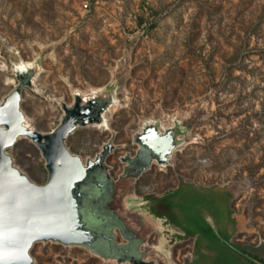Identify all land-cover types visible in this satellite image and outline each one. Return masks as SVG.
<instances>
[{
    "label": "rangeland",
    "instance_id": "374dc122",
    "mask_svg": "<svg viewBox=\"0 0 264 264\" xmlns=\"http://www.w3.org/2000/svg\"><path fill=\"white\" fill-rule=\"evenodd\" d=\"M84 2L0 0V106L19 93L24 124L49 136L69 109L97 101L101 119L78 126L66 147L86 166L111 147L99 179L104 189H125L124 220L114 228L117 243L129 246L120 254L133 251L131 217L162 195L155 210L178 230L150 238L134 260L38 242L32 264H234L242 252L264 261V0H94L88 11ZM21 64L30 71L19 72ZM148 127L173 130L174 151L166 165L127 182L124 159L136 156ZM7 152L30 181L48 183L32 139ZM188 183L232 193L237 247L225 246L231 235L215 227L209 199ZM103 191L96 216L107 211ZM223 221L230 230L228 207Z\"/></svg>",
    "mask_w": 264,
    "mask_h": 264
},
{
    "label": "water",
    "instance_id": "95a60500",
    "mask_svg": "<svg viewBox=\"0 0 264 264\" xmlns=\"http://www.w3.org/2000/svg\"><path fill=\"white\" fill-rule=\"evenodd\" d=\"M77 99L80 102L79 96ZM98 106L97 101L86 106L78 103L68 110L62 126L49 136L24 124L19 93L0 106V264H32L30 251L43 241L84 246L103 257H118L121 248L116 247L114 236L100 227L93 212L98 196H103L99 176L108 169L105 160L111 147L87 166L66 147L68 137L78 126L101 119L106 109ZM176 136L173 130L162 133L148 127L137 139V158L125 163L140 167L137 177L155 163L166 165ZM21 137L32 139L44 153L50 175L45 186L36 185L13 166L7 150Z\"/></svg>",
    "mask_w": 264,
    "mask_h": 264
},
{
    "label": "crops",
    "instance_id": "0c3cea01",
    "mask_svg": "<svg viewBox=\"0 0 264 264\" xmlns=\"http://www.w3.org/2000/svg\"><path fill=\"white\" fill-rule=\"evenodd\" d=\"M146 173H144L142 176H144ZM142 176L137 177V175H135V176H131L130 175V176L126 177L125 179L127 180V182H133V181H137L138 178H141ZM185 183H187V182H185ZM188 185L191 186V190H194L195 194H202V195L204 194L203 195L204 198L205 199H209L210 204L212 206V209L214 208L213 211H215V213H216V224L214 223L215 227L217 229L220 227L219 229H222V231H224L225 233L231 235V237L228 239L229 245H227L224 242L225 246L229 247V248L230 247H237L234 244V242L232 241L233 237H234L233 236V232H234V225H235V217H234V214H233V211H232V208H231L232 203H233V195H232V193L230 191L224 189V188H219V187H203V186L195 185V184H192V183H188ZM177 189H178V187L175 190H177ZM104 190H105V194L108 196V197L106 196V198H105L104 206H106L108 213L110 211L114 215L110 218V217L107 216V211L104 210V214L106 216L105 215H97L96 217H97L99 223H100V221H103L105 223V225L109 223V225L112 224L115 227V223L119 222L120 220L121 221L124 220L123 215H122L123 211H121L122 207L124 205H121L123 203L120 204L119 200H120V197L124 195V190L125 189H120V188L116 189L115 187H112L111 185L110 186L107 185V186H105ZM175 190H173L170 193L176 192ZM202 190H205V191L202 192ZM213 190H214V192H212ZM120 191H121V193H119ZM167 195H162V197L159 198L160 200L157 199V198L152 200L151 203L149 204V207H148L149 211L148 212L142 213V214L140 213V215L136 214V215H133L131 217V232H130V236H129V238L131 240V243H130L131 245L130 246L133 247V249H132L133 251H132L131 255H128L129 254L128 252L120 254L122 252V250H123V247H128L129 245L117 243L116 232H115L116 228H114V232L111 233V231L110 232L108 231L110 229V227L105 226V225L102 226V225H100L98 223L100 225V227H105L104 229L106 230V232L109 235H113L114 236V241H115L116 247H122L120 253L118 254L119 258H122L121 256L126 255V256H130L134 260L135 255H137V257H139L140 248L145 247L146 244L149 243L150 238L154 237L156 234L158 235L159 233L165 232L166 229H170V230H174V231L178 230L174 226L171 225V223L168 221V219L165 216H161L160 214H157L158 211L155 210V206L157 205L156 202H158V200L159 201L163 200V198L165 196H167ZM102 197H100V198L102 199ZM138 204L141 205V206H145L146 205V203H144V201H140V203L137 202L136 205H138ZM95 207H96V205L94 206V208ZM225 207L226 208L228 207V210L230 211L231 216H232V226H231L230 230L226 229V226H225L224 221H223V213L225 211ZM118 208H120V209L118 210ZM207 217L211 221L214 222V218L213 217H211V216H207ZM141 218L146 219V222H148L147 226H143V227L140 226V224L138 223V220L141 219ZM104 223H102V224H104ZM122 226H123V224H122ZM121 230H122V228H121ZM160 247H166V244L163 243V244H161ZM238 249H240V248H238ZM242 254H244V253L242 252ZM242 254L236 255V257L239 259V261L234 256L231 258L233 260L234 264H235V262L243 263L242 259L243 260L248 259L245 256H243ZM238 256H240V257H238ZM137 257H135V259ZM123 260H127L126 257H125V259L123 258ZM248 260L252 261L251 259H248Z\"/></svg>",
    "mask_w": 264,
    "mask_h": 264
},
{
    "label": "flooded vegetation",
    "instance_id": "af4514ba",
    "mask_svg": "<svg viewBox=\"0 0 264 264\" xmlns=\"http://www.w3.org/2000/svg\"><path fill=\"white\" fill-rule=\"evenodd\" d=\"M139 152V151H138ZM137 156H138V153L136 154V156L135 157H127V158H125L124 159V161L125 160H127V159H130V160H134V159H136L137 158ZM156 164V163H155ZM155 164H153L152 166H154ZM152 168V167H151ZM151 170V169H150ZM149 170V171H150ZM140 172V167L137 165V164H133V165H130L129 163H127V167L125 168V171H124V175H123V177L124 178H126V177H128V176H135V175H137L138 173ZM101 201H102V199L100 198V196H98V198H97V200H96V207L94 208V212L95 213H98V210H97V208H98V206L101 204ZM94 213V214H95ZM102 223H104L103 221H100V225H102V226H104L105 225V223L104 224H102ZM111 225V224H110ZM110 225H109V223L108 224H106L105 226H108V227H110ZM251 260L252 261H255L254 259H252L251 258Z\"/></svg>",
    "mask_w": 264,
    "mask_h": 264
},
{
    "label": "trees",
    "instance_id": "16d2710c",
    "mask_svg": "<svg viewBox=\"0 0 264 264\" xmlns=\"http://www.w3.org/2000/svg\"><path fill=\"white\" fill-rule=\"evenodd\" d=\"M104 175H100V177L99 178H101V179H104ZM112 228H114V225H110V229L108 230L109 232L111 231V229ZM251 257V256H250ZM131 257H129L128 256V259H130ZM251 258H253L254 260H256V261H252V262H254L255 264H257L256 262H258L259 264H264V261H262V260H260L259 258H257V257H251ZM244 260L242 259V262H243ZM245 261H247V262H249V263H251V261H249L248 259H245ZM235 264H245V263H238V262H235Z\"/></svg>",
    "mask_w": 264,
    "mask_h": 264
},
{
    "label": "bare ground",
    "instance_id": "6f19581e",
    "mask_svg": "<svg viewBox=\"0 0 264 264\" xmlns=\"http://www.w3.org/2000/svg\"><path fill=\"white\" fill-rule=\"evenodd\" d=\"M19 69L21 70V71H19V72H21V73H27V72H29V70H30V67L29 66H25V65H23V64H21V66L19 67Z\"/></svg>",
    "mask_w": 264,
    "mask_h": 264
},
{
    "label": "built area",
    "instance_id": "2783aa9c",
    "mask_svg": "<svg viewBox=\"0 0 264 264\" xmlns=\"http://www.w3.org/2000/svg\"><path fill=\"white\" fill-rule=\"evenodd\" d=\"M94 0H85V2H84V6H83V8H84V10H90V5H91V3L93 2Z\"/></svg>",
    "mask_w": 264,
    "mask_h": 264
}]
</instances>
